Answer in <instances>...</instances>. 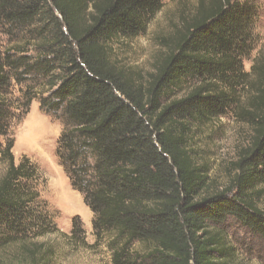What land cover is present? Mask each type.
<instances>
[{
  "label": "trees",
  "instance_id": "1",
  "mask_svg": "<svg viewBox=\"0 0 264 264\" xmlns=\"http://www.w3.org/2000/svg\"><path fill=\"white\" fill-rule=\"evenodd\" d=\"M176 3L177 22L142 76L114 64L109 44L143 34L162 0H0V28L13 42L0 52V264H50L52 250L27 236L56 231L35 208L38 168L12 153V85L27 88L22 116L37 100L61 123L55 156L112 264H232L228 225L263 255L264 50L243 68L258 0ZM228 114L250 133L218 188L192 151V131ZM71 226L82 233L80 220Z\"/></svg>",
  "mask_w": 264,
  "mask_h": 264
},
{
  "label": "rangeland",
  "instance_id": "2",
  "mask_svg": "<svg viewBox=\"0 0 264 264\" xmlns=\"http://www.w3.org/2000/svg\"><path fill=\"white\" fill-rule=\"evenodd\" d=\"M258 3L259 11L256 14L253 31L255 51L250 59L243 60L246 72L249 71L257 53L264 50V0H258ZM176 8V0H162L161 10L149 22L143 34L131 38H115L109 44L112 62L121 68L138 71L142 76L151 72L156 57L161 53L159 39L169 34L173 28L172 24L177 22ZM12 44L13 42L0 28V52ZM26 89L24 85H12V93L9 96L14 112H18L15 113L9 129L14 140L12 153L16 163L26 157L38 168L39 176L33 181L34 188L39 194L35 208L37 212L51 216L56 226V231L34 240L32 235H28L27 242L42 243L50 248L53 252L50 264H112L111 252L107 246L108 239L106 236L98 238L93 234L91 226L93 215L84 204L81 195L71 188L55 156L56 141L62 129L61 123L40 111L37 100L32 101L28 112L23 116L22 109L17 110L22 106V101L19 103L18 100ZM38 90L33 89L37 97L40 95ZM249 133L247 126L230 114L206 125L194 127L192 151L206 164L210 178L218 188L227 183L236 151L246 145ZM4 170L5 166L0 162V178ZM259 206L264 208V198ZM73 219L82 223L83 231L77 234V237L72 236L71 232ZM227 228L229 242L237 256L232 264H264L261 259L264 252L261 255L259 243L250 240L235 225H228ZM135 248L139 252L143 251L140 245H136ZM16 250L17 247L9 248L7 254L13 256L17 253Z\"/></svg>",
  "mask_w": 264,
  "mask_h": 264
}]
</instances>
